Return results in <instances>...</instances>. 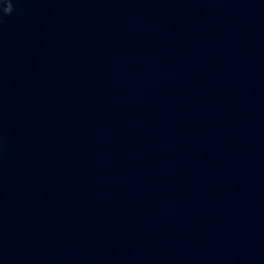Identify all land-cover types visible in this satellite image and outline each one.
Returning a JSON list of instances; mask_svg holds the SVG:
<instances>
[{
  "label": "clouds",
  "instance_id": "clouds-1",
  "mask_svg": "<svg viewBox=\"0 0 264 264\" xmlns=\"http://www.w3.org/2000/svg\"><path fill=\"white\" fill-rule=\"evenodd\" d=\"M12 5H11V3L10 2H7V0H6V6L3 8V11H4V13L5 14H9V13H11L12 12Z\"/></svg>",
  "mask_w": 264,
  "mask_h": 264
}]
</instances>
